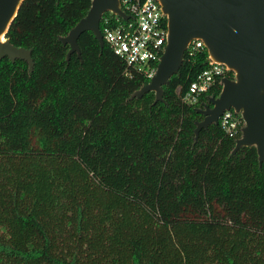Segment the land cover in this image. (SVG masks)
Segmentation results:
<instances>
[{
  "label": "trees",
  "instance_id": "1",
  "mask_svg": "<svg viewBox=\"0 0 264 264\" xmlns=\"http://www.w3.org/2000/svg\"><path fill=\"white\" fill-rule=\"evenodd\" d=\"M91 1L24 0L6 33L33 65L0 60V264H264V161L232 153L241 130L195 138L220 84L182 98L206 48L137 96L149 79L90 30L67 59Z\"/></svg>",
  "mask_w": 264,
  "mask_h": 264
},
{
  "label": "water",
  "instance_id": "2",
  "mask_svg": "<svg viewBox=\"0 0 264 264\" xmlns=\"http://www.w3.org/2000/svg\"><path fill=\"white\" fill-rule=\"evenodd\" d=\"M24 0H0V60L21 58L32 68L31 49L15 46L6 33ZM166 17L167 37L155 73L134 94L153 91L154 102L162 100V86L178 72L184 52L192 39H201L209 62L223 63L232 72L221 78L217 95H211L203 115L196 122L195 138L202 128L218 124L222 112L233 109L240 114L243 125L232 153L242 146L256 148L259 164L264 161V0H158ZM106 11L124 19L129 16L120 8L119 0H92L87 13L65 36L69 44L67 59L79 55V35L90 30L100 46L104 40L100 18Z\"/></svg>",
  "mask_w": 264,
  "mask_h": 264
},
{
  "label": "built area",
  "instance_id": "3",
  "mask_svg": "<svg viewBox=\"0 0 264 264\" xmlns=\"http://www.w3.org/2000/svg\"><path fill=\"white\" fill-rule=\"evenodd\" d=\"M119 5L129 17L124 19L115 13L103 16L100 29L102 38L127 67L136 69L150 79L166 42V17L158 0H119ZM197 47L205 48L203 41L195 38L186 49L191 51ZM228 72L223 63L209 62L189 83L183 100L195 101L200 93L217 83L221 84V78L227 76ZM218 123L232 136L241 130L243 120L233 109H227L220 115Z\"/></svg>",
  "mask_w": 264,
  "mask_h": 264
}]
</instances>
